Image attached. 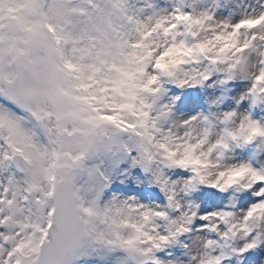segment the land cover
I'll return each mask as SVG.
<instances>
[{
  "label": "snow or ice",
  "instance_id": "6c2138e0",
  "mask_svg": "<svg viewBox=\"0 0 264 264\" xmlns=\"http://www.w3.org/2000/svg\"><path fill=\"white\" fill-rule=\"evenodd\" d=\"M0 264H264V0H0Z\"/></svg>",
  "mask_w": 264,
  "mask_h": 264
}]
</instances>
